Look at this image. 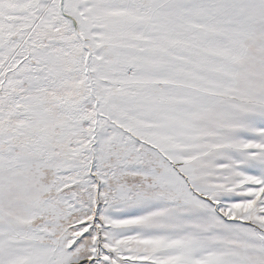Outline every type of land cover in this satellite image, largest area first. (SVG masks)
<instances>
[{"label":"snow or ice","instance_id":"obj_1","mask_svg":"<svg viewBox=\"0 0 264 264\" xmlns=\"http://www.w3.org/2000/svg\"><path fill=\"white\" fill-rule=\"evenodd\" d=\"M0 264H264V0H0Z\"/></svg>","mask_w":264,"mask_h":264}]
</instances>
